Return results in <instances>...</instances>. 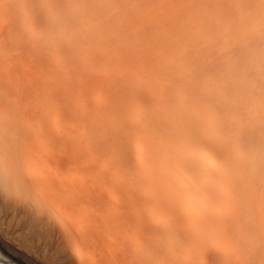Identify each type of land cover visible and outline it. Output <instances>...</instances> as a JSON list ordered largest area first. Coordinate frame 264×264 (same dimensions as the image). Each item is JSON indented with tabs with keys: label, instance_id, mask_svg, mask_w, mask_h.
I'll list each match as a JSON object with an SVG mask.
<instances>
[{
	"label": "bare ground",
	"instance_id": "1",
	"mask_svg": "<svg viewBox=\"0 0 264 264\" xmlns=\"http://www.w3.org/2000/svg\"><path fill=\"white\" fill-rule=\"evenodd\" d=\"M155 1L0 0V176L8 178L0 186V202L19 208L14 210L30 226L21 251L3 239L0 219V264H69L70 247L77 264L264 259V189L256 188L261 181L250 179L253 173L248 175L243 157L234 158L231 148L235 141L247 146L249 127L264 125V114L245 111L222 119L232 132L216 136L215 147L175 127L161 143L152 139V107L156 122L162 114L175 122L188 119L192 128L200 116L198 99L223 106L214 96L217 85L264 97V62L240 65L228 48L246 19L237 17L236 26L233 17L219 19L227 25L224 32L236 27L233 39L228 32L221 39L214 15L215 28L211 21L201 35L203 23L187 25V34L185 0ZM12 5L24 17L25 33L7 23L18 16ZM40 15L46 32L33 27ZM249 25L248 33L243 30L248 35ZM244 32L234 33L236 45L235 40H251L239 38ZM251 38L252 50L264 44V32L253 31ZM186 43L187 63L182 57L162 62L175 47L187 51ZM26 51L29 59L22 56ZM98 110L105 113L98 123L84 121L87 111ZM249 246L252 256L243 252Z\"/></svg>",
	"mask_w": 264,
	"mask_h": 264
},
{
	"label": "rangeland",
	"instance_id": "2",
	"mask_svg": "<svg viewBox=\"0 0 264 264\" xmlns=\"http://www.w3.org/2000/svg\"><path fill=\"white\" fill-rule=\"evenodd\" d=\"M41 1H45V0H41ZM156 2H157V0L155 1V3ZM185 2H186V5H185L186 9H184V10H187V11L184 12V10H183V15L182 16H184V17H182V20H183L182 23L185 21V25L186 26H184V28L186 29L185 30L186 32L189 30V29H187V28H189V26H187V25H192L193 24L192 26H195L196 24H199V25H196V26H200V23L201 24L203 23L200 26V30L198 31V33H200V34L202 33L201 35H203V31H204L203 29H205V30L207 29L208 30L207 25H208V27H209V25L211 26L210 23H212V22L214 23V21H215L214 19L216 18L217 23L220 24V25L217 24L216 25V28L219 30L220 33L223 34L222 37H221V39L224 36H228V35H229V39H233L231 37V32H233L234 29H236V27H237V31L239 30L238 28H243L242 29V32H244V31L247 32V30H244V27H246L247 25H249L250 24L249 22H251V23L253 22L252 24H250V25H252L251 26V30H250L252 32H249L250 33L249 34L250 36L244 32L245 34L243 35V37H244L243 38L241 36L243 34L240 31L241 29L239 30L241 33H238L236 30L235 31L237 33L236 32H233V34L234 33L241 34L239 36V38L241 37L242 39H245L246 38V35H247L248 37H250L251 40H248L249 39L248 38L247 39L248 40L247 43L246 42L245 43H242L244 41L241 40V39H240L241 42L239 40H235V41L238 42V44L236 45V43L233 42V40L235 39V35L236 34H234V35L232 34V36L234 37V39L231 40L232 41V45L231 46H228V48L230 47V49L233 50L234 53L232 52V54L230 55V54H227V51H226V53H225L226 56H224L225 54L223 56L226 59H229V55L230 56H233L234 59L235 58L237 59V62L240 65L241 64L250 65V63L259 62V60L262 61V62H264V60H263L264 59V50H263L264 44L261 45V48L262 49L261 48L260 49L255 48L256 51L255 50H252V46H251L252 45V41H253L252 38H251V34L253 33V31H254L255 34H259L260 33V35H262V33L264 32V30H263V28H264V11H262L261 8H260V6H259V0H238V2H237V0H189V1L185 0L184 3ZM192 3H193L194 6H192ZM196 3H197V6L195 5ZM234 3H238V4L235 5ZM235 6H236V9H235ZM187 7H188V9H187ZM190 7H191L192 10L190 9ZM194 7H195V9H197L196 12H195ZM11 9H12V11L14 10L17 13L19 11V8H17L16 6H13V5L11 6ZM190 13H191V15L193 13V15L191 16ZM219 14H220V16H219ZM213 15L215 16V18L213 17ZM224 15H226V17ZM189 16H190V18H189ZM224 17L225 18H228V17L232 18L233 17L232 20L234 19V21H232V22H234L235 26L238 23L236 21L238 18L240 20H241V18H242V20H243V18L246 19V20L243 21V26L242 27H239V25H238L239 23H238L237 24L238 26L231 27V29H230L231 32H228V31L224 32L223 28H226V27H224V25L225 26H227V25L225 23L224 24L222 23L223 25L221 23H219L220 22L219 19L220 20L221 19H224L225 20ZM23 18H24L23 15H21V14L18 13V16L16 14L15 16L10 17L8 19V22L7 23L10 25V27L17 28L18 33H25L26 32V29L24 28V26L22 24L23 21H24ZM186 18H187V20H186ZM191 18H193V19L190 20ZM230 18H228V19H230ZM254 18H256L257 20L254 19ZM207 21H209V22H207ZM235 21H236V23H235ZM255 21L258 24L257 23H254ZM34 22L35 23H34L33 27L38 32H46V31H48L47 30L48 29V25L46 24V22L44 20V17L42 15H40V17H38V19L36 21H34ZM204 22H207L208 24L207 23L204 24ZM247 22L249 24H247ZM213 23H212V26L211 27L212 28H215V23L216 22L214 24ZM261 23H263V25ZM234 24H232V25H234ZM259 24H260V26H259ZM159 25H157L158 28H159ZM183 25H184V23H183ZM213 25H214V27H213ZM250 25H249L248 29L250 28ZM253 25H257L258 28L262 26L263 28H259V30H257L258 28L256 29V26H253ZM157 26H154V27H157ZM192 26H190L191 27L190 29H193L192 31L197 32L195 30L196 26H195V28H192ZM154 27H153V29H154ZM253 27H254V29H253ZM158 28H155V29H158ZM232 28H233V31H232ZM218 30L216 32L219 34ZM255 30H257L259 32L255 31ZM209 31H210V28H209ZM209 31H208V33L207 32L206 33L204 32V33L205 34H211V33H209ZM189 32H190V30H189ZM227 32L230 33V34L227 35L226 34ZM187 34H188V32H187ZM187 34L185 33L184 35H186L187 38H188V35ZM236 36H238V35H236ZM152 39H154L153 36H152ZM229 39H228V42L227 41L225 42L227 44L229 43L228 45H230V43H231V42H229L230 41ZM8 40L12 44V39L11 38H8ZM222 41H224V40H222ZM217 42L219 43L221 41H217ZM239 42H240V44H239ZM233 43L235 44L234 49H233ZM181 44H183V41L181 42ZM190 46H191V44H190ZM181 47H182V45H181ZM181 47H178V48L175 47V50L178 49V51H179L178 53L179 54H177L176 53L177 51L175 52V50L173 49V53L176 54V55H174L172 53L173 56H170L171 55L170 54L169 56L171 58H169L168 56H166V57L164 56L162 62L165 63L166 61H164V60H168V59L171 60L170 62H175V61H178V59H180L182 57L180 59V61L181 62H184V63H187L186 60H187V58L189 59V57H188L187 54H185V52L188 53L189 48H191V47L188 46L189 47L188 48L187 47V43L185 44V46H183V47H187L188 48V49H186L187 51H183L185 49L184 48L182 49ZM179 48H181L182 50H179ZM243 48H245V49L247 48L246 49L247 51L244 50ZM157 52L160 53V51H157ZM4 54H6V52ZM7 54L8 55H12L13 54V51L11 52L9 50ZM152 54L154 56H156V57L158 56V54H154L153 51H152ZM197 55L198 54H196V57H197ZM22 56L24 58H26V59L27 58L28 59L30 58L29 55H28V53H27V51L24 52L22 54ZM154 56H152V62L154 64H156L157 59H159L158 62H157V63H159L161 61V59L159 58L160 55L157 57V59ZM184 57H186V59ZM196 57L193 58V59L194 60L195 59L199 60V57H197V58ZM204 58H206L209 61L212 60V59L209 58V55L204 56ZM214 59L216 60V57H214ZM197 60H195V61H197ZM221 61H223V60H221ZM259 63H261V62H259ZM219 87L220 86L217 85V89H216L217 90V93L214 96L217 98V100H219V101H221V102L224 103L223 106L226 104V102H227V104H228V102H230L229 104H231V106L228 107L229 104H228V106L226 104L225 107L227 106L228 108H225V107L222 108L223 106L221 104H219V103H213V102L209 101L207 98H200V99H198L197 102L199 104H198V106H197V108L195 110H196V112L198 114H200V116H196L195 118H193L194 124L191 126L192 128H190V125L191 124H190V122H189L188 119L183 118V120H180L182 122L179 121L180 122L179 123V122H175L174 120L164 119V117L162 116L161 113H160L161 115H159V117L161 118V121L156 122L154 120L155 119L154 116L157 115L158 113H155L154 108L152 107V139H153V141H155L156 144L161 143L162 140H163V137L165 138V136H168V135H170V134H172L174 132L172 130V128L175 127L177 129H181V130H184L186 132H190L191 133L190 135H199V136H202V137L205 138L204 145H206V146H212V147L214 146L215 147L216 146V144H215V137L216 136H219V137L227 136L228 137V135H231L230 132H232V130H231L230 127L224 128V126L221 123L222 119H225V118L231 119L233 116L235 117V115H237V114L240 115L241 113H243L245 111H247L246 114H251V113L253 114L254 111H255L254 112L255 114H258V113L260 114V112H262V114H264V104H263L264 103V97L263 96L261 97V96H259V94L258 95L257 94L255 95V93H253V95H252V93L250 92L251 93V96L249 97L250 93L248 91H247L248 93H246V92H243L242 93L241 90L239 92L235 86H229L228 85V86L225 87L226 90L224 89V91L222 89H220ZM244 94H245L246 97L244 96ZM245 104L247 105L246 107H245ZM253 106H255L259 110H257ZM250 108H251V110H250ZM181 111H183V110H181ZM183 112H185V111H183ZM262 114H260V115H262ZM103 115H105V113L103 111H101V110H98V111H87L86 119L84 121L86 123H91V122L92 123H98V122H95V121L99 120ZM142 115H145V113H143ZM263 117H264V115L262 116V118ZM204 118H208V119L211 118V119L217 120L218 123L217 124L208 123ZM169 122H170V124H169ZM165 123H167V124H165ZM262 123H264V122H262ZM161 124L164 126V129L163 130H161L158 127ZM262 125L263 124H260V125H257V126L255 125L257 127V129H256V127H252L255 130L254 129L252 130L251 126L249 127L251 129L252 133L250 131H248V135L250 134L251 136L249 135V140H248L249 143L246 144L247 146L245 148H241L237 143H235L236 141L235 142H231L232 143L231 144L232 145L231 148L233 150L232 153L235 156L234 158H237V155L241 154V156L244 159L243 160V168L246 171H248V175H251V173H253L251 175L252 178H250V179H253V180H256V181L257 180H260L261 181L260 183L259 182L257 183L256 188H258V189H261L262 188V186H261L262 185V179L264 178V174H263L264 173L263 172L264 171V157H263L264 156V152H263L264 151V136H263L264 135V130H263L264 127H262ZM249 128H248V130H249ZM259 129H260V131H259ZM228 131H230V132H228ZM105 134H107V133H105ZM254 135H256V136H254ZM253 145L254 146H257V147H254ZM253 153L254 154H257L258 153L257 155L259 157L257 155L255 156ZM260 156H262V157H260ZM246 158H248L250 160L252 159L253 162H252V160L250 161V160H248ZM259 160H260V162H259ZM247 161H250V162H248V164L245 165V163H247ZM222 162H223V158L220 155V157H219V163H218V167L220 169L218 167L217 168H218V170H221V171H222V169H221L222 167H220V165L222 164ZM250 163H251V165H250ZM254 165H255V167H254ZM250 166L252 167V169L250 168ZM253 167L255 168V171H254V168ZM259 172H261V173L259 174ZM251 176H249V177H251ZM258 184H259V186H258ZM262 189H264V188H262ZM14 208H16V209L19 210V208H17L14 205H6L3 202H0V219H3V223H4V231L2 233L3 236H4L3 239L5 238V240L8 242V244L10 243L9 245H11L13 247H17L20 250L22 249L21 251H24V249L26 247L25 246L24 239H27L28 240V238H29V236H28V233H29L28 229H30V226H28V227L26 226V221H25V218H23V215H22L21 210L20 211L14 210ZM186 214L190 215V214H192V212L191 211H186ZM5 219H6V221H5ZM35 239H37V237ZM36 242H37V240H36ZM36 242H34V244ZM249 247H250L251 250L249 249ZM249 247L246 248L243 251L244 252V255H246V256H252L254 254V252H255V250H253L254 249L253 247H251V246H249ZM70 248L71 249H69V248L66 249V254H67L66 256L68 258L67 259V262H69V264H71V262H72V264H77L76 263V260L74 259V257L71 256V253H72L71 251H73V247H70ZM131 249L134 250L132 246H131ZM243 264H258V263L256 261H253L252 259H250L248 262L243 263Z\"/></svg>",
	"mask_w": 264,
	"mask_h": 264
},
{
	"label": "clouds",
	"instance_id": "3",
	"mask_svg": "<svg viewBox=\"0 0 264 264\" xmlns=\"http://www.w3.org/2000/svg\"><path fill=\"white\" fill-rule=\"evenodd\" d=\"M262 4H264V0H259V6L262 11H264V7H262ZM7 176H0V186H5L7 185Z\"/></svg>",
	"mask_w": 264,
	"mask_h": 264
},
{
	"label": "snow or ice",
	"instance_id": "4",
	"mask_svg": "<svg viewBox=\"0 0 264 264\" xmlns=\"http://www.w3.org/2000/svg\"><path fill=\"white\" fill-rule=\"evenodd\" d=\"M262 7H264V4H262ZM262 188H264V179H262ZM260 264H264V259L261 260Z\"/></svg>",
	"mask_w": 264,
	"mask_h": 264
}]
</instances>
